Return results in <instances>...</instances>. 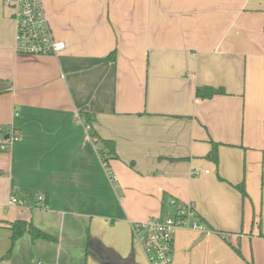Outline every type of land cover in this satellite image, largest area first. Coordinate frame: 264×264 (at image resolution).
Segmentation results:
<instances>
[{
  "label": "crops",
  "instance_id": "0c3cea01",
  "mask_svg": "<svg viewBox=\"0 0 264 264\" xmlns=\"http://www.w3.org/2000/svg\"><path fill=\"white\" fill-rule=\"evenodd\" d=\"M41 1L59 54L17 52L0 0V126L20 135L0 149V264H149L131 226L170 198L207 227L176 230L173 264H264V0ZM19 219L49 237L13 243Z\"/></svg>",
  "mask_w": 264,
  "mask_h": 264
},
{
  "label": "built area",
  "instance_id": "2783aa9c",
  "mask_svg": "<svg viewBox=\"0 0 264 264\" xmlns=\"http://www.w3.org/2000/svg\"><path fill=\"white\" fill-rule=\"evenodd\" d=\"M12 9V16L16 23L15 49L22 54L48 55L61 53L65 42L55 38L50 27L41 0H4ZM90 129V126H87ZM7 132V136L0 143V149L5 150L9 145L18 140L20 135L14 128L0 126V133ZM97 142L98 138L95 139ZM103 164L108 169V161L102 156L105 152L98 147ZM112 179L114 176L109 172ZM33 201L25 196H20L15 190L11 191L8 204L10 206H27ZM36 207H45V197L39 194L35 199ZM168 203L175 207L173 215L166 219L150 217L144 221L132 223L131 231L133 240L144 251L149 264H173V246L175 232L178 228L196 229L205 231L206 225L197 219L194 203L181 202L170 198ZM31 206V204L29 205Z\"/></svg>",
  "mask_w": 264,
  "mask_h": 264
},
{
  "label": "trees",
  "instance_id": "16d2710c",
  "mask_svg": "<svg viewBox=\"0 0 264 264\" xmlns=\"http://www.w3.org/2000/svg\"><path fill=\"white\" fill-rule=\"evenodd\" d=\"M114 58V52L109 55V57ZM226 94V90L223 87H214V86H200L196 90V96L199 98H212L216 95H222ZM83 115L85 116L86 123L90 126V133L93 137H97L98 140L101 142L102 147L106 150L105 152H102V156L106 161L109 162L110 159L115 158L117 156L116 150H115V142L113 140L108 139H102L98 137V134L92 130L90 122H91V116L90 114L83 112ZM218 143H213L212 149L210 153L208 154V157H211L212 160L215 161V163H218ZM235 188L239 190L242 194V196L245 198L247 197V192L245 190L244 184H237L235 185ZM11 230H12V242L14 243L19 237H21L25 233H29L32 235L33 238H48V234L41 231L37 227L34 226V224L31 221L27 220H15L11 224ZM239 251V250H238Z\"/></svg>",
  "mask_w": 264,
  "mask_h": 264
},
{
  "label": "water",
  "instance_id": "95a60500",
  "mask_svg": "<svg viewBox=\"0 0 264 264\" xmlns=\"http://www.w3.org/2000/svg\"><path fill=\"white\" fill-rule=\"evenodd\" d=\"M108 261L104 264H134L133 260L132 259H121L119 257H116L115 259L112 257H107L106 258ZM111 260V262L109 261Z\"/></svg>",
  "mask_w": 264,
  "mask_h": 264
},
{
  "label": "rangeland",
  "instance_id": "374dc122",
  "mask_svg": "<svg viewBox=\"0 0 264 264\" xmlns=\"http://www.w3.org/2000/svg\"><path fill=\"white\" fill-rule=\"evenodd\" d=\"M263 132H264V118H263Z\"/></svg>",
  "mask_w": 264,
  "mask_h": 264
}]
</instances>
